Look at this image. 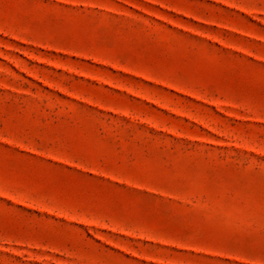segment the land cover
<instances>
[{"label":"rangeland","instance_id":"rangeland-1","mask_svg":"<svg viewBox=\"0 0 264 264\" xmlns=\"http://www.w3.org/2000/svg\"><path fill=\"white\" fill-rule=\"evenodd\" d=\"M0 264H264V0H0Z\"/></svg>","mask_w":264,"mask_h":264}]
</instances>
